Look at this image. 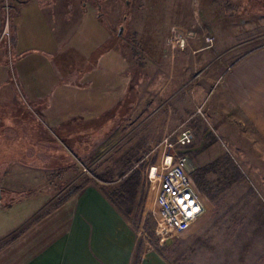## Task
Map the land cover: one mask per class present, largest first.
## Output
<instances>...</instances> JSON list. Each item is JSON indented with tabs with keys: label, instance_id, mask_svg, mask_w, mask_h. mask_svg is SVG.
<instances>
[{
	"label": "rangeland",
	"instance_id": "374dc122",
	"mask_svg": "<svg viewBox=\"0 0 264 264\" xmlns=\"http://www.w3.org/2000/svg\"><path fill=\"white\" fill-rule=\"evenodd\" d=\"M57 1L0 3V21L4 26L0 31V51L4 45L5 51L10 49L11 54L14 44L20 49L23 43L24 49L30 52H26L27 59L22 61L21 68L27 66L37 79L53 78L55 68L51 60L55 59L57 65L60 57L41 56L36 49L46 40L54 39L61 44L58 17L47 20L40 11L47 3L53 8ZM72 1L66 0L68 5ZM79 2L100 6L103 17L94 22L84 14L78 18L74 13L69 20L63 55L68 75L64 81L85 80L95 67L108 69L105 77L108 80L98 94L107 97V88L113 86L121 100L127 96L122 100L121 121H110L103 132L82 128V133L73 136L74 142L79 143L74 144L73 152L78 157L68 151L72 153L70 167L76 169L72 170L66 163L70 172L50 182L47 173H41V182L34 185L29 195L50 196L51 201L42 205L46 211L70 188L88 180H97L105 189H116L121 185L120 175L133 168L142 178L133 215L147 195L143 219L148 221L156 237L151 238L142 223L135 228L140 234V243L143 247L149 244L154 248L156 243L158 248H167L168 244L162 245L156 233L158 207L155 186L147 179V169L156 163L158 151L153 149L164 136L196 113L190 126L194 142L185 151L192 168L209 165L228 155L244 179L231 185V173L223 168L217 170L209 177L217 185L212 192L214 199H208L202 218L189 231L167 242L170 246L183 243L177 254L185 264H264V145L241 121L231 98L220 85L225 70L264 45V0L76 1ZM26 10L34 12L24 15ZM53 11L54 17L56 10ZM8 18L11 19L9 28L11 24L12 30L16 29L15 39L11 36V40ZM111 50L113 53L108 55ZM11 56L7 57V67L10 81L18 88L19 114L36 116L35 106L26 97L16 61ZM93 75L96 76L91 73L90 79ZM50 130L59 131L52 124ZM15 154L10 152V158ZM62 154L56 153L63 159ZM5 170L1 168L0 175ZM131 224L137 226L135 222ZM171 260L176 263V257Z\"/></svg>",
	"mask_w": 264,
	"mask_h": 264
},
{
	"label": "crops",
	"instance_id": "0c3cea01",
	"mask_svg": "<svg viewBox=\"0 0 264 264\" xmlns=\"http://www.w3.org/2000/svg\"><path fill=\"white\" fill-rule=\"evenodd\" d=\"M76 1L68 5L66 0H58L53 8L51 3L40 8L45 19L58 17L60 24L58 37L62 40L61 44L53 39L40 42L36 47L41 56L60 55L57 65L54 64L55 59L51 60L55 68L53 78L37 79L27 66L21 68L26 52H30L24 49L23 43L20 49L18 45H13L11 54L14 56L9 53L10 49L5 51L4 45L0 51V103L3 106L0 109V169H6L0 175V264H133L138 246L142 244L140 234L109 202L103 192L105 188L99 185L91 183L81 194L57 208L56 202L46 211H43L42 205L50 200V196L40 198L38 194L29 195L34 185L41 182V173H47L48 182L66 176L70 172L66 165L70 167L69 159H72V153L68 151L74 149V144H79L74 142L73 136L82 133V128L103 132L110 126V121L116 119L120 122L122 100L124 102L127 97L121 100V96L113 91V86L107 88V97L98 94L108 80L105 77L109 70L103 66L101 71L95 67L90 72V75L96 74L91 79L89 75L78 82L64 81L68 75L63 55L68 42L69 20L74 13L78 18L84 14L86 19L94 22L103 17L97 12L96 4ZM78 7L80 10H77ZM53 9L57 16L53 17ZM34 10L38 13L36 8ZM29 12L34 11L26 10L24 15ZM77 21L81 24V20ZM12 31L15 39L16 29ZM112 53L111 50L108 55ZM9 55L16 61L17 67L20 65L15 67L24 83L26 97L35 106L36 116L19 114L18 88L10 81L7 67ZM220 85L231 98L241 121L264 145V45L245 54L225 70ZM195 115L182 124L192 133L190 126L197 117ZM50 123L59 129L58 133L50 130ZM58 151L65 155L63 159L56 155ZM10 152L16 154L10 158ZM201 199L206 212L209 198L203 195ZM182 244L176 242L170 246L168 243L163 252L145 244L140 252L139 264H185L186 261L177 254ZM175 257L176 263L171 260Z\"/></svg>",
	"mask_w": 264,
	"mask_h": 264
},
{
	"label": "built area",
	"instance_id": "2783aa9c",
	"mask_svg": "<svg viewBox=\"0 0 264 264\" xmlns=\"http://www.w3.org/2000/svg\"><path fill=\"white\" fill-rule=\"evenodd\" d=\"M7 20L9 30V18ZM208 42L213 43V39L208 38ZM184 127L180 126L153 149V152L158 151V158L147 169V179L155 186L156 233L162 245L168 244L169 238L193 228L205 212L191 176L194 170L185 154L194 142V135Z\"/></svg>",
	"mask_w": 264,
	"mask_h": 264
},
{
	"label": "trees",
	"instance_id": "16d2710c",
	"mask_svg": "<svg viewBox=\"0 0 264 264\" xmlns=\"http://www.w3.org/2000/svg\"><path fill=\"white\" fill-rule=\"evenodd\" d=\"M11 1V0H9ZM15 3L18 4H26L32 0H12ZM6 3V0H0V3ZM9 21H11V19L9 18ZM10 23V22H9ZM3 28V26H2ZM9 36H10V40H11V36H13V31L11 28V24H10V28H9ZM12 43V42H11ZM11 46V44H10ZM12 48V47H11ZM71 152H74V149L71 150ZM75 155V157H78L75 153H73ZM72 170H75L76 168H72L70 167ZM225 169L227 171H229L231 173L232 179L230 184H234L237 183L239 181H242L244 179L243 174L241 172V170L235 165V163L233 162V160L228 156V155H224L223 157H221L220 159L216 160L215 162L203 166V167H199L196 168L193 173H192V177L199 189V191L201 193H203L206 197H208L210 200L214 199V195L212 194V192L215 190V188L217 187L216 182L210 181L209 177L211 175H213L214 173H216L217 170L220 169ZM69 169V168H68ZM60 170H66V169H60ZM70 170V169H69ZM98 180L100 181H104V179L98 178ZM120 181H121V185L116 188V189H104L103 192L105 194V196L107 197V199L109 200V202L118 209V211L122 214V216L128 220L130 223L131 222H135L136 223V227L134 228H139V226L144 223V227L146 230H148L149 234L151 235V238L156 239L155 234L153 231H151V229L149 228V224L148 221L143 219V215H144V203L146 200L147 195H145L142 198V205H138V211L135 215H133V208L136 207V201H137V197H138V193L142 187V178H141V174L139 171L134 170L133 168H130L127 172H124L123 174L120 175ZM94 184V185H98L97 180L95 181H86L85 184L83 185H77L72 187L71 189H69L66 192V195L64 196V198L61 200H59L55 206V208L59 207L60 205H62L63 203H65L68 199L77 196L79 194H81L85 188L87 187V185L89 184ZM229 184V185H230ZM156 247V249H158L159 251H162L165 249H161L157 247V244L154 243ZM143 249V245L139 244L138 246V250L134 256V262L133 264H139L141 261V257H140V252Z\"/></svg>",
	"mask_w": 264,
	"mask_h": 264
},
{
	"label": "flooded vegetation",
	"instance_id": "af4514ba",
	"mask_svg": "<svg viewBox=\"0 0 264 264\" xmlns=\"http://www.w3.org/2000/svg\"><path fill=\"white\" fill-rule=\"evenodd\" d=\"M96 10H97V12H98L99 14L101 13V11H100V10H101V7H100V6H96ZM0 14H1V12H0ZM122 29H123V28H122ZM122 29H121V30H122ZM1 30H2V31L4 30V26H3V28H2V24H1V21H0V31H1ZM121 30H120V31H121ZM119 35H121L120 32H119ZM2 46H3V45H2Z\"/></svg>",
	"mask_w": 264,
	"mask_h": 264
},
{
	"label": "water",
	"instance_id": "95a60500",
	"mask_svg": "<svg viewBox=\"0 0 264 264\" xmlns=\"http://www.w3.org/2000/svg\"><path fill=\"white\" fill-rule=\"evenodd\" d=\"M123 30L120 31V33H122ZM0 200H1V195H0Z\"/></svg>",
	"mask_w": 264,
	"mask_h": 264
}]
</instances>
